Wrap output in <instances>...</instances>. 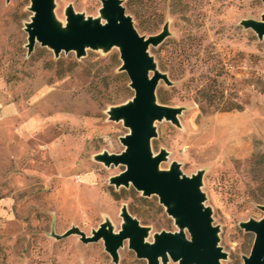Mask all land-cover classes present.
I'll use <instances>...</instances> for the list:
<instances>
[{
    "label": "rangeland",
    "instance_id": "1",
    "mask_svg": "<svg viewBox=\"0 0 264 264\" xmlns=\"http://www.w3.org/2000/svg\"><path fill=\"white\" fill-rule=\"evenodd\" d=\"M121 1L141 35L168 33L149 53L168 78L158 103L181 113L177 124L155 123L152 152L167 151L163 171L176 162L188 177L202 174L222 263L244 264L255 234L242 224L264 218V37L244 22L262 21L264 2ZM31 4L0 0V264H148L129 241L114 262L103 240L66 236L78 227L90 237L102 223L119 232L124 208L149 229L148 242L179 227L158 196L111 183L125 166L98 160L125 151L130 133L110 115L135 95L120 48L56 56L37 42L30 52ZM69 7L106 22L103 0H55L63 27Z\"/></svg>",
    "mask_w": 264,
    "mask_h": 264
},
{
    "label": "water",
    "instance_id": "2",
    "mask_svg": "<svg viewBox=\"0 0 264 264\" xmlns=\"http://www.w3.org/2000/svg\"><path fill=\"white\" fill-rule=\"evenodd\" d=\"M54 10L55 0H32L33 17L26 27L29 51H33L37 42L51 48L56 56L75 51L78 57H83L88 48H120L121 69L129 76L135 95L130 102L113 108L110 115L115 121H123L130 133L121 138L125 151L104 153L98 160L108 166H125V171L113 177L111 183L117 188L133 186L146 197L158 196L179 227L178 232L164 231L157 234L153 242H148L149 229L124 208V224L119 232H114L110 224L102 223L90 237L78 227L72 228L66 236L77 234L84 243L103 240L114 262H118L119 250L129 241L130 249L148 264H168L170 260L178 264H223L227 254L219 246L220 229L213 223L212 210L204 204L202 174L188 177L176 162L163 171L160 165L167 160V151L162 150L157 155L152 152V140L157 136L155 123L166 119L177 124L181 113L180 109L158 103V84L160 80L167 83L168 78L157 70L149 53L150 47L160 45L168 33L141 35L121 0H103L101 14L105 23L86 19L69 7L67 25L63 27ZM244 26L262 39L264 14L262 21H245ZM261 209L264 211V206ZM242 228L255 234L251 254L244 259V264H264V218L243 223Z\"/></svg>",
    "mask_w": 264,
    "mask_h": 264
}]
</instances>
